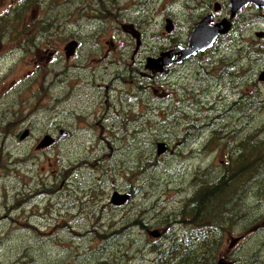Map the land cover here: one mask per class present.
<instances>
[{
    "label": "rangeland",
    "instance_id": "1",
    "mask_svg": "<svg viewBox=\"0 0 264 264\" xmlns=\"http://www.w3.org/2000/svg\"><path fill=\"white\" fill-rule=\"evenodd\" d=\"M20 1L23 0H3L0 3V264L101 263L106 259L102 260L99 254L102 252L97 251L102 243L95 239L94 231L101 234L111 218L119 220L126 217L125 221L130 222L138 215L137 206L145 210L137 202L131 206H122L117 211L110 210V197L114 192L124 196L128 181L117 179L114 184L111 179L96 177L97 174H109L118 178L116 173L106 171L105 165L109 164V157L105 152L106 138L113 131L117 137L122 136L125 118L132 120L137 113H146L142 112L137 95L146 94L152 98L151 112L156 111L153 115L158 114L162 121L161 112L164 113L167 108L157 101L160 99L159 88H163L168 95L173 90L174 83L191 90H209L215 95L227 94L226 90L234 92L237 89H233L232 83L213 88V78L201 89L196 66L192 74L186 68L182 69L180 73L183 75L179 79L176 74L167 80L157 77L159 86L153 81L151 88L155 95L146 89L138 90V85L130 80L131 72L136 74L140 71L137 69L138 61L143 60L145 53H158L172 44L169 42L170 38L177 39L179 25L182 35L187 34L186 22L197 18L192 12L196 0H42L39 4H25L8 13L3 12L8 9V5L15 8ZM210 1L214 0H208V3ZM166 18L178 25L170 35L164 31ZM123 24L131 25L140 33L139 49H143L144 53L138 58L132 59L131 52L133 47L135 52V42L128 33L123 32ZM49 25V30L37 41L38 26H43L45 31ZM252 28L255 32L261 31L260 24L255 20L248 26L249 30ZM249 35L250 32L247 31V36ZM72 40L78 41V52L74 58L67 59L64 47ZM111 42L114 43L112 46ZM47 45H51L52 50L47 51ZM257 45L259 61L246 54L240 56L237 52L240 47L242 50L250 49L247 45H235L233 51H236L232 57L215 58V67L222 63L228 65L237 57L244 61L243 65L239 61L235 64L237 67L242 66L243 70L247 69V86L241 89L243 95H246V101H242V106L234 110V115H231L234 121L229 118V112L233 108L225 107L229 112L221 116L223 122L219 124L217 121V124L210 125L215 135L204 148V157L189 163L180 154L170 159L176 151L185 150L184 146L188 150L189 144L175 140L169 129L163 141L171 148L166 160L155 164V158L158 157L156 152L145 160L144 173L148 179L145 191L152 198L151 179L156 181L163 178L167 189L159 198L158 205L163 208L167 204V212L173 211L184 201L187 193L180 196L179 187L186 189L196 171L202 173L197 178L213 180L216 177H206L204 170L211 167V171L218 174L226 171L231 161L238 159L237 154L232 152L234 144L243 141L241 145L244 150L241 155L244 158L248 152L245 148L247 145L264 139V82L258 81V74L264 71V40H258ZM51 51L54 56L50 61L48 58ZM227 53V48L223 46L215 51V55ZM212 56L214 55L206 54L203 60ZM143 64L145 66L144 60ZM121 75L127 78L122 85ZM120 86L123 89L117 90ZM223 87L226 88L224 92L221 91ZM179 93L181 91L178 90L177 94ZM251 95L252 100L258 99L260 109L256 103H247V98ZM227 96L231 98L233 95ZM128 98L133 105L128 103ZM114 109L120 113H113ZM99 124L106 128L105 134H99ZM137 125L145 132L148 131L145 125ZM57 126L62 128L55 132ZM132 127L135 129L136 125ZM25 131L28 133L21 139ZM60 131L64 133L61 138L67 137L70 143H58L51 148L36 150L45 135L56 139ZM234 131L239 134H234ZM250 132H257L258 137L245 142L244 138ZM208 134L205 133V136ZM205 136L194 141L196 148L206 143ZM132 139L134 131L129 141ZM153 144V140L141 144L136 139V154L143 158L139 148L152 146L153 150ZM83 148L94 156L100 155V159L92 160L93 158L83 155L80 164L72 163L70 172L69 168L63 170L71 152ZM252 155L253 158L243 165V170L257 167L263 171L264 142L261 150L258 146L254 147ZM130 160L123 155L115 161V165L120 161L127 163ZM96 163H99L102 173L98 172ZM61 171V188L68 187L65 191H61L55 184ZM251 175L257 176L256 172ZM196 179L192 178L194 181ZM116 188L122 190L115 191ZM256 189L257 187H249L244 190L240 203L237 204L242 213L237 220L252 214V218L257 219L256 223L245 231L233 229L224 234L218 259L220 257L230 261L229 258H232L236 260V264H263L264 190L255 192ZM195 190L196 186L191 187L190 193ZM132 192L137 194L134 187ZM160 192L156 191L155 196ZM98 215H104L102 222L95 220ZM149 230L163 231L165 228L153 227ZM119 231H115L114 250L119 246ZM134 235L131 238L138 247L144 248L148 242H152L144 230L137 229ZM240 236L243 240L227 256L226 245L231 238ZM140 251L138 253L137 250V254L142 258L132 264H147L146 250ZM116 255L119 256V253L116 252ZM127 256L128 260L133 261L129 252Z\"/></svg>",
    "mask_w": 264,
    "mask_h": 264
},
{
    "label": "trees",
    "instance_id": "2",
    "mask_svg": "<svg viewBox=\"0 0 264 264\" xmlns=\"http://www.w3.org/2000/svg\"><path fill=\"white\" fill-rule=\"evenodd\" d=\"M41 1L42 0H23L20 1L15 8L10 7L3 12L8 13L10 10L19 8L22 5L26 4L27 6L39 4ZM107 2H109V0H107ZM110 2H112V0ZM4 19L5 18H3L2 21H4ZM50 26L51 25L47 26L45 31L43 30V26H38L39 29L36 33L37 41L41 39V36L44 35L46 31L49 30ZM122 53H125V51ZM247 53L249 58L253 57L254 60L259 61L260 53L258 51V47L247 49ZM127 57L129 56L127 55ZM122 58L123 54L120 56V61ZM251 63L252 61H250V64ZM200 64L202 65L203 62H200ZM126 69L128 70L129 67ZM131 73L135 74L134 72ZM126 79L127 78L121 75V85L124 84ZM136 88L140 91L143 89L141 85H138ZM121 89L122 86L117 87V90ZM180 90L181 93L177 94V99H174L173 102L168 105L164 113L161 112L162 121L158 118V114L153 115L156 111L142 114L137 113L134 117L140 119V123H124L122 124V136L117 137L113 131L110 132L106 138L107 150L105 152L109 157V164L105 165L107 168L105 169L108 173H116L118 178L112 177L109 174L108 176L97 174L96 177L111 179V182L114 184H116L117 179H124L125 181H128V187L123 193L124 196L127 197V200L119 205L112 204L111 199L114 195L120 197L122 196L120 193L114 192L115 194L112 195L109 200L110 210L117 211L120 207H122V205L131 206V204H134L135 202H137V205L141 208L144 207L145 210H141L137 206L138 215L130 222L125 221L126 217H122L119 220L111 218L106 222L107 225L101 234L94 231L95 239L102 243L101 246L97 248V251L102 252L99 253L102 256V260L106 259V261H102L101 263L100 261H97L96 264H129L128 261L130 260H128L129 256H127V252H129L133 257V261H130V264H132L135 260L137 261L142 258V256H138L137 250L138 253H141L140 250L143 252L146 250L147 264H217L218 255L220 254L223 245L224 234H227L233 229L245 231L251 228L257 221L255 217L252 218V214L248 217L242 218L241 220H237V218L242 214L238 205L243 191L249 187H257L255 192H262L264 190V168L263 171L257 167H252L250 170H243L245 162L248 159L253 158L252 154L254 152V147L258 146L261 150L264 139L258 140L253 145H247L248 152L244 158H242L241 155V151L244 150V148L242 147L240 141L234 144L232 147L234 152H232L237 154L238 159L232 160L226 171L218 174L212 172L211 167L204 170L206 177H216L213 180L205 181L204 179L197 178L200 177L202 173L196 171L198 173L195 172L193 177L190 178V182L186 189L179 187V195L181 196L187 193V196L183 199L184 201L181 205H177V207L171 212H167V204L164 205L163 208L158 205L159 198L162 197V194H165L167 189V186L165 185L166 182L163 178L156 181L151 179L152 198L149 197V192L145 191V188L148 185L147 175L144 173V165L146 164L145 160H148L152 153L155 155L156 152L158 157L155 158V164H158L159 162L166 160V156L171 153L169 144L163 142L166 139L167 130L171 129L175 140L189 144L188 150H186L187 146H184L185 150L181 149L180 152L176 151L170 159H173L175 156L180 154L187 160L188 163L195 162L199 158L204 157L206 153L204 148L208 146L213 139L212 137L215 135V133H213V129L209 126L213 122L216 124L218 121L217 114L211 115L209 113L202 112L201 108L193 110V106L198 104L195 103V101L197 102L198 95H195L192 90L188 88L182 87ZM199 96L202 98L205 94L201 93ZM252 97L253 96L251 95L247 98V103H256L260 109L258 99L252 100ZM48 107L50 108V105H48ZM204 109L208 112L206 107H204ZM234 112L235 111L229 112V118L231 121L235 120L234 117H231ZM220 115L221 114H218L219 117ZM137 124L145 125V128L148 129V131L145 132L144 129H140ZM134 125H136L135 129L132 127ZM200 127L203 128L201 129ZM59 128L62 127L57 126L55 132ZM64 130L70 132L67 129ZM133 131L134 139L129 141L130 135ZM105 132L106 128L104 125L99 124V134H105ZM205 133H209L208 136L210 135V139L208 136H205ZM233 133L236 134V132ZM216 135L218 136V134ZM202 136L207 137V141L205 144L196 148L194 141H196V139H200ZM220 136L222 137L221 134ZM256 137H258L257 132H250L246 136L247 139L245 138L244 140L248 141ZM136 139H138L141 144L153 140L155 142V144H153V150L152 146H141L139 148V153L143 155V158L140 157L136 154ZM63 142L70 143V139L67 137L63 139L58 138L50 145L49 148ZM99 142H101V138L99 139ZM158 144H163L165 147V151L159 155ZM83 155L88 158H93L92 160H95V158L100 159V155L94 156L93 153H89L84 148L72 151L67 157V164L63 170L69 168L70 172L72 163L76 162L77 164H80V160ZM123 155L128 156L131 160L127 163L120 161L118 165H115V161ZM96 165L98 172L102 173L99 163H96ZM69 172L67 173L68 175L70 174ZM190 172L192 173V170H190ZM253 172H256L257 176L251 175ZM62 174L63 171H61L56 177L57 180L55 184H57V187L60 188L61 191H65L68 187L65 189L61 188ZM192 178H195L196 180L194 181ZM59 182L61 183L59 184ZM138 183L140 184L137 185ZM195 186L196 190L193 193H190L191 187ZM133 187L137 194L132 192ZM118 190L122 189H115V191ZM156 191H161L158 196H155ZM181 207L184 208L180 210L179 208ZM147 215L150 216L147 218ZM104 218V215L95 216L96 221L102 222ZM114 224L116 225L113 226ZM153 227H164L165 230L150 231L149 229ZM137 229L144 230L146 235L152 239V242H148L144 248L138 247L131 238L132 236H135V230ZM116 230H120L119 233H117L120 239L117 250H114L113 243L116 240ZM41 235H44V233ZM104 249H107V251L103 252ZM116 252L119 253V256L116 255Z\"/></svg>",
    "mask_w": 264,
    "mask_h": 264
},
{
    "label": "flooded vegetation",
    "instance_id": "3",
    "mask_svg": "<svg viewBox=\"0 0 264 264\" xmlns=\"http://www.w3.org/2000/svg\"><path fill=\"white\" fill-rule=\"evenodd\" d=\"M1 1L3 0H0V3ZM193 6L194 8L192 12L194 13V15H197V18L189 19L186 22L187 34L185 36L182 35L180 25H179L177 39L174 37L170 38L169 42L172 44L164 47V50L159 52V56L161 58V61H160L161 67H160V70H158L159 73L153 74L149 70L145 69L143 60L145 63V60L147 58H150V57L158 58L157 57L158 54H156L157 52H153V53L149 52V53H145L146 55L143 57V60H139V61H142L141 63L138 61L139 66L137 69L138 70L140 69V71H138L136 74L131 73L130 80H133V82H135L136 85H141L143 87L142 91L146 89L147 92L151 91L154 94L151 88H152L153 81H155V84L159 86L158 84L159 81L157 77H159L161 80H164V79L167 80L170 76H173L176 74L178 75L177 79H179L181 75H183V73H180L182 69L186 68L188 72L192 74L194 72V66H196L197 67L196 74L198 77V82L202 84L201 89H204L203 86L211 82V78L215 80L213 88H217L223 85L224 83L231 82L232 84L235 85L233 89H237V91L228 92L226 90L227 94L222 93V94L215 95L213 94V92L209 90L199 91L197 89L192 88V92L195 95H198L197 97L198 104L194 105L192 109L198 110L199 108L202 107L201 109L205 113H209L212 115L221 114L220 119H218V123L220 124V122H223L221 119V116L229 112L225 109V107L233 108L232 111H234L237 107L242 106V101L244 100L246 101V95H243L241 89L243 86H247V69L243 70L242 66L241 67L236 66L235 63L237 61H239L242 65L244 64V61L241 60L240 57L239 58L237 57L235 61L230 62V64L228 65H226L225 63H222L218 67H215V63H216L215 58L217 57L224 58L226 56L232 57L236 51V50L233 51V47H235V45H238V46L247 45L249 48H253V47L258 46L257 45L258 40H264V4L256 5L255 3H248L242 9L240 10L238 9L237 11L233 10L230 7L231 5H230L229 0H214L213 2L210 1V3H208V0L207 1L206 0H196V3ZM186 9H187V6H186ZM252 20L257 21L260 24L261 31L255 32L254 28H252L251 30L248 29V26L250 25V22ZM201 21L209 22L211 26L223 25L224 28L219 32V34H216L213 37L214 40L211 43L212 46L207 48L204 52L186 51L188 47L187 45H190L189 38H190L191 30L195 25H197ZM176 27H178L177 24H176ZM247 31L250 32L249 36H247ZM124 32L130 34L131 36L132 35L134 36V34H136L131 28L129 29L128 27L124 30ZM184 37H186V39H184ZM221 46L227 48L228 53L215 55L216 49L217 48L220 49ZM78 48H79V45L77 46V49L71 58H74L76 56L78 52L77 51ZM106 48L109 50L108 46ZM45 49L47 51H50L52 50V46L47 45ZM115 50L116 48L113 49V51ZM110 51L111 50H109V52ZM169 52H171V54H170V57L168 58V56H165L164 54L169 53ZM237 52L240 54V56L243 54H246L248 56L247 48L245 50H242V47H240L237 50ZM143 53H144L143 49H139V48H135V52H134V47H133V50L131 52L132 59L140 57ZM206 54H211L214 56L204 61L203 57ZM53 56H54V53L53 51H51L49 53L48 60L51 61L53 59ZM200 62H203V64L201 65ZM144 72H147V73H144ZM258 78H259V74H258ZM243 83L245 84L243 85ZM182 87H183L182 85L174 83L172 85L173 90L171 91L169 95L163 88H159L160 99L157 100L158 103L161 106H165L167 108L168 105L171 104L174 99H177L178 90L181 91L180 88ZM224 89L226 88L223 87L221 91L224 92ZM201 93L205 94V96H203L202 98L199 96ZM231 94L233 96L229 98V96L227 95H231ZM169 96H171V99L169 98ZM137 97H139L140 99V106L143 109L142 112H151V110L153 109L152 108V98L146 94L137 95ZM128 103L133 105V102L130 100V98H128ZM210 103L212 104L211 106H210ZM147 106L148 108H144ZM206 106L212 107V109H209ZM204 107L208 109V112H206L205 109H203ZM112 112L119 113V111H116L115 109L112 110ZM218 117L219 116H217V118ZM140 121H141L140 119H137L135 117H133L132 120H130V118L124 119V123H128V124L140 123ZM240 242L241 240L238 243ZM233 249L234 248L227 250V256ZM229 263L236 264V260L231 258Z\"/></svg>",
    "mask_w": 264,
    "mask_h": 264
},
{
    "label": "water",
    "instance_id": "4",
    "mask_svg": "<svg viewBox=\"0 0 264 264\" xmlns=\"http://www.w3.org/2000/svg\"><path fill=\"white\" fill-rule=\"evenodd\" d=\"M230 1V7L237 11L238 9H242L246 4L248 0H229ZM256 5H259V2L257 0H254ZM233 4V5H232ZM242 5V6H241ZM238 7V8H237ZM165 31L167 32H172V30L174 29L175 25L173 24L172 21L170 20H166L165 21ZM226 25V24H225ZM224 28L223 25H217V26H210L209 22L202 21L199 24H197L191 31L190 34V39H189V43L190 45H187V50L186 51H204L205 49L211 47V43L214 40V36L216 34H219V32ZM136 40H137V48L140 46V41H139V35L136 33L133 36ZM205 37V38H204ZM211 37V38H210ZM194 44V45H193ZM206 44V45H205ZM77 45V43L75 41L70 42L67 47H66V56L69 57L71 55V53L73 52V50L75 49V46ZM201 47V48H200ZM185 50V49H184ZM70 52V53H69ZM171 52L164 54L165 56H168V58L170 57ZM160 61L161 58L159 57L158 59H149L147 61V69H150L154 72H157L158 70H160ZM155 67V68H154ZM259 80H263L264 81V74H262V76L259 77ZM27 135V132L24 133V135L21 137V139H23L25 136ZM48 137V138H47ZM62 137V133H60V136ZM54 140H52L49 136H46L43 138V140L37 145V149H41V148H45L48 147L49 145L53 144ZM158 155L163 153L165 151V147L163 144H158ZM162 149V150H160ZM117 199V200H116ZM120 200V201H119ZM127 200L126 196H117L114 195L111 199L112 204L114 205H119L122 204L124 201ZM239 239L234 240L230 247H232L233 245H235L238 242ZM219 264H221V261L219 262ZM224 264V263H222Z\"/></svg>",
    "mask_w": 264,
    "mask_h": 264
},
{
    "label": "bare ground",
    "instance_id": "5",
    "mask_svg": "<svg viewBox=\"0 0 264 264\" xmlns=\"http://www.w3.org/2000/svg\"><path fill=\"white\" fill-rule=\"evenodd\" d=\"M230 73H231V72H230ZM238 74H239V73H238ZM228 76H229V75H228ZM88 81H89V80H88ZM232 82H233V81H232ZM230 83H231V82H230ZM91 84H92V83H91ZM234 86H235V85H234ZM234 86H233V87H234ZM237 86H238V85H237ZM65 95H66V94H65ZM63 97H64V96H63ZM65 98H66V97H65ZM61 100H62V99H61ZM200 103H201V102H200ZM200 103H199V104H200ZM204 103H205V102H204ZM201 108H202V107H201ZM203 109H204V108H203ZM201 110H202V109H201ZM206 110H207V109H206ZM221 110H222V109H221ZM62 111H64V110H62ZM217 111H218V110H217ZM59 112H60V111H59ZM197 112H198V111H197ZM200 112H201V111H200ZM202 112H203V110H202ZM222 112H223V111H222ZM70 113H71V112H70ZM224 113H225V112H224ZM225 114H226V113H225ZM54 115H55V114H54ZM230 115H231V114H230ZM232 115H234V114H232ZM56 116H57V115H56ZM206 116H207V115H206ZM217 116H218V114H217ZM209 117H210V116H209ZM212 118H213V117H212ZM236 118H237V117H236ZM204 119H205V118H204ZM204 119H203V120H204ZM206 119H208V118H206ZM198 120H199V119H198ZM211 121H212V120H211ZM247 121H248V120H247ZM215 122H216V121H215ZM130 124H131V123H130ZM146 124H147V123H146ZM212 124L214 125L215 123H212ZM216 124H217V123H216ZM228 124H229V123H228ZM243 124H244V123H243ZM247 124H248V123H247ZM192 126H193V125H192ZM223 126H224V125H223ZM223 126H222V128H223ZM205 127H206V126H205ZM209 127H210V126H209ZM225 127H226V126H224V128H225ZM227 127H228V126H227ZM233 127H234V126H233ZM239 127H240V125H239ZM200 128H201V127H200ZM202 128H203V127H202ZM202 128H201V129H202ZM231 128H232V126H231ZM198 129H199V128H198ZM217 129H218V128H217ZM215 130H216V129H215ZM220 130H221V129H220ZM227 130H228V129H227ZM233 130H234V129H233ZM230 131H231V130H230ZM230 131H229V132H230ZM239 131H240V130H239ZM219 132H220V131H219ZM224 132H225V131H224ZM234 132H235V131H234ZM219 134H220V133H219ZM228 134H229V133H228ZM236 134H239V133H236ZM246 134H247V133H246ZM222 136H223V135H222ZM228 136H229V135H228ZM235 136H236V135H235ZM241 136H242V135H241ZM237 137H238V136H237ZM242 137H243V136H242ZM212 138H213V137H212ZM226 139H227V138H226ZM232 139H233V138H232ZM244 139H245V138H244ZM246 139H247V138H246ZM230 140H231V139H230ZM235 140H236V139H235ZM240 140H241V139H240ZM236 141H237V140H236ZM246 141H247V140H246ZM246 141H245V142H246ZM228 142H229V141H228ZM231 142H232V141H231ZM242 142H243V141H242ZM242 142H241V143H242ZM229 143H230V142H229ZM237 143H238V142H237ZM244 145H245V144H244ZM244 145H243V146H244ZM228 146H229V145H228ZM239 146H240V145H239ZM232 147H233V146H232ZM229 148H230V147H229ZM246 148H247V146H246ZM233 149H234V148H233ZM235 150H236V148H235ZM232 151H233V150H232ZM245 151H247V150H245ZM233 152H234V151H233ZM235 155H236V154H235ZM196 173H197V172H196ZM215 175H216V174H215ZM208 176H209V175H208ZM192 177H193V176H192ZM213 177H214V176H213ZM195 178H196V177H195ZM211 178H212V177H211ZM183 204H184V203H183ZM179 209H180V208H179ZM187 219H188V218H187Z\"/></svg>",
    "mask_w": 264,
    "mask_h": 264
}]
</instances>
